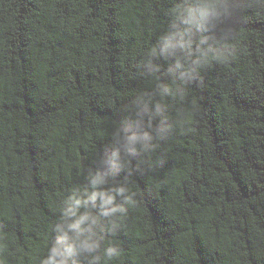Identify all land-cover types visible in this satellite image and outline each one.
Returning a JSON list of instances; mask_svg holds the SVG:
<instances>
[{
	"label": "trees",
	"instance_id": "16d2710c",
	"mask_svg": "<svg viewBox=\"0 0 264 264\" xmlns=\"http://www.w3.org/2000/svg\"><path fill=\"white\" fill-rule=\"evenodd\" d=\"M0 264H264V0H0Z\"/></svg>",
	"mask_w": 264,
	"mask_h": 264
},
{
	"label": "snow or ice",
	"instance_id": "6c2138e0",
	"mask_svg": "<svg viewBox=\"0 0 264 264\" xmlns=\"http://www.w3.org/2000/svg\"><path fill=\"white\" fill-rule=\"evenodd\" d=\"M84 246H85V247H87V245H84ZM68 251H69V252H71V251H72V249H71V248H69V249H68Z\"/></svg>",
	"mask_w": 264,
	"mask_h": 264
}]
</instances>
